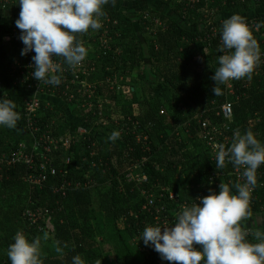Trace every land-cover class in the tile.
Returning <instances> with one entry per match:
<instances>
[{
	"label": "trees",
	"instance_id": "16d2710c",
	"mask_svg": "<svg viewBox=\"0 0 264 264\" xmlns=\"http://www.w3.org/2000/svg\"><path fill=\"white\" fill-rule=\"evenodd\" d=\"M122 1L132 5L140 0ZM152 1L172 14L150 8L136 25L127 12L103 9L102 27L83 33L87 53L94 55L86 56L85 63L96 67L88 77L80 76L81 81L97 84L101 98L111 94L110 107L103 104L99 110L96 99H89L79 86L74 91L81 92L69 99L75 74L57 57L64 64L58 73L61 83L56 90L45 88V112L35 126L40 136L49 120L57 121L52 135H71L70 145L60 144L50 153L56 174L39 185L26 178L39 171L42 149L32 168L24 162L0 164V264H10L6 250L17 230L30 240L41 239L42 264H71L77 254L84 264H170L140 241L145 226L174 223L197 197L210 190L218 193L221 182L233 191L234 184L243 183V169L227 161L224 168L215 167V152L210 155L204 136L208 134L214 151L221 143L230 146L236 130L243 134L250 129L264 143V0H199L193 6L185 0ZM233 14L257 22L258 30H249L259 45L260 60L250 79L229 80L218 85L220 95H213L211 77L217 56L223 54L217 51L221 26ZM15 21L0 25V98L11 100L20 117L15 128L0 127V153L7 154L28 144L24 103L27 86L32 83L36 89L37 81L16 82L12 73L15 61L25 66L32 57L21 56L24 45L16 39L21 30ZM116 77L129 85L111 89L107 78ZM226 103L232 121L223 113ZM114 130L120 136L109 141ZM131 172L136 179H129ZM253 188L249 212L263 214L264 164L256 170ZM29 210L41 215L37 222L29 220ZM241 229L256 243L253 232H264V223Z\"/></svg>",
	"mask_w": 264,
	"mask_h": 264
},
{
	"label": "clouds",
	"instance_id": "9594fccd",
	"mask_svg": "<svg viewBox=\"0 0 264 264\" xmlns=\"http://www.w3.org/2000/svg\"><path fill=\"white\" fill-rule=\"evenodd\" d=\"M108 3L109 0H17L20 12L15 25L21 30L19 39L24 45L21 56L35 53L31 57L32 78L58 86L62 69L54 57H62L64 64L72 68L80 65L87 49L76 34L100 29L103 6ZM220 40L217 51L223 54L217 56L218 67L211 77L213 95H220L218 85L229 80L250 79L260 60L259 45L240 15L233 14L222 22ZM15 107L5 96L0 98V127H16L20 117ZM119 136V131L114 130L107 139L115 142ZM226 161L243 169V183L234 184L235 191L221 182L218 193L210 190L209 195L197 197L195 203L180 210L174 223L143 229L140 241L152 247L162 260L170 264H264V232L256 231L253 235L258 242L250 243L247 231L239 225L249 214L256 170L264 164V143L250 129L243 134L236 130L230 146L226 148L221 143L215 151L217 169L224 168ZM13 240L6 250L10 264H42L39 237L30 240L17 230ZM55 251L62 254L60 247ZM71 264L84 261L77 254Z\"/></svg>",
	"mask_w": 264,
	"mask_h": 264
},
{
	"label": "built area",
	"instance_id": "2783aa9c",
	"mask_svg": "<svg viewBox=\"0 0 264 264\" xmlns=\"http://www.w3.org/2000/svg\"><path fill=\"white\" fill-rule=\"evenodd\" d=\"M187 4L193 6L194 4H197L199 0H185ZM17 5V6H16ZM13 7L17 8V0H0V9L6 10V9H12ZM157 24H160L159 20H155ZM248 27H253L256 31L258 30L257 22L254 19H250V21L245 20ZM18 41H20L19 38H16ZM30 55H34V52H29ZM54 62L59 63L61 66L64 65L61 60H59L57 57L54 58ZM24 65V64H23ZM20 63H15L12 66V73L14 74L15 81L16 82H23L25 83L29 79L32 78V65L33 62L30 60L27 65L23 66ZM95 64L90 63L87 65L85 63V60L75 68H72V72H74V78L72 79L71 83L75 84L73 89L71 90L69 88V84H67V88L71 90L68 94V98L72 99L74 97V92H84L87 94L89 99H96V102L98 103L97 107L99 110H102L103 102L102 98L98 96L97 93V84L95 83H89L86 80L81 81L80 76L88 77L94 70H95ZM107 82L111 84V89H116L117 91H121V87L117 84L116 80H112L111 78H107ZM32 83H30L28 87V96L25 98L24 103V113H25V119L26 123H28V126L30 128V141H28V144L26 142L22 143L16 150L10 152V153H0V164H16L18 162H24L27 164L30 168L34 166L35 158L38 153L39 149H42L40 161L38 164L39 171L34 174L30 173L26 180L30 184H42L47 180L49 175H55L56 174V168L51 163V159L49 158L50 153L57 149L60 144H63L65 146L70 145V137L71 135H61L59 137H54L52 135L53 127L55 126L57 121L49 120L47 124V130H45L43 133H41L40 136H37V133L40 132V129L38 126H35V123H38L39 120L43 117L45 109L42 104V97L45 95V88H49L50 90H56L59 89V86H53L48 85L43 82L36 81L33 87L36 89H32L31 86ZM79 86L80 90L74 91V89ZM126 90H129L126 89ZM133 90V89H132ZM48 104L45 105V108H47ZM88 107H93L92 104L88 105ZM223 113L225 115V118L232 121V109L230 103H226L222 106ZM101 113V112H100ZM80 129L79 133H83V130ZM30 146V148L28 147ZM143 175V174H142ZM144 176V175H143ZM137 178V177H136ZM1 181V177H0ZM254 188H251L250 193L253 194ZM27 215L29 217V220L34 223L37 222L40 218V214L34 211H27Z\"/></svg>",
	"mask_w": 264,
	"mask_h": 264
},
{
	"label": "rangeland",
	"instance_id": "374dc122",
	"mask_svg": "<svg viewBox=\"0 0 264 264\" xmlns=\"http://www.w3.org/2000/svg\"><path fill=\"white\" fill-rule=\"evenodd\" d=\"M118 6H120L119 9L123 8L124 10H126V12L127 11H130L131 19L133 20V22L136 23V25H137V18H138V16L141 13L149 10L150 8H155V9H158V10H161V11H165L167 14H172L171 10H169L163 4L157 3V2L152 1V0H140L138 3H133L132 5H128L127 3L123 2L122 0H109V3L103 6V9H118ZM131 12H133V13L131 14ZM16 16L18 17L19 14H17ZM78 34H80V33H77L76 34V37H77ZM7 50L11 52V51H13V48H7ZM116 82L120 85V87H124L125 85H129V84H126L125 83V81H124V79L122 77H118L116 79ZM104 94L105 95L102 98V102L105 105L108 103L107 106L110 107L111 106V103H112V98L113 97H112L111 94H108V92H105ZM120 94L122 95V98L125 97L122 93H120ZM79 131H80V129H79ZM204 139L206 140V145L208 146V148L210 147L209 152H210V155H212L215 151L213 149H211V146L210 145H211L212 141L210 140L208 134H206V136H204ZM192 145L194 146V144H192ZM133 178L136 179V177L134 176V173H132V172L129 173V179H133ZM263 214L256 215L254 213H250L249 212V214L246 216V218H242L239 221L240 227L244 229L248 225L249 226H256L257 224L264 223V215ZM256 231H258V229H255V231L253 232V234ZM194 246L197 247V248H200L201 247L200 245H194ZM131 247L134 250L137 249V247H135V245L133 246V243H131Z\"/></svg>",
	"mask_w": 264,
	"mask_h": 264
},
{
	"label": "crops",
	"instance_id": "0c3cea01",
	"mask_svg": "<svg viewBox=\"0 0 264 264\" xmlns=\"http://www.w3.org/2000/svg\"><path fill=\"white\" fill-rule=\"evenodd\" d=\"M120 6H118V9L116 10H120V11H124L126 12V10H124L123 8L119 9ZM20 8H12V9H6V10H2L0 9V25L4 22V21H13V20H16L18 17L16 16L17 14H19V11ZM128 14L130 15V11H127ZM133 12H131L132 14ZM77 39H81L83 44L86 45L87 43H84V40H83V33H80L77 35L76 37ZM0 42H1V45L4 46L3 42H2V39H1V36H0ZM4 48V47H3ZM88 54V53H87ZM1 55V54H0ZM88 59H91L92 57H94L93 53L92 52H89V54L87 55ZM86 57V58H87ZM4 68V62L2 61V57L0 56V70ZM118 77H116L114 80H116ZM123 78V77H122ZM124 79V78H123ZM118 84V83H117ZM119 85V84H118ZM120 86V85H119ZM121 88H124V87H121ZM29 141H30V138H29ZM172 264H175V262H173Z\"/></svg>",
	"mask_w": 264,
	"mask_h": 264
}]
</instances>
